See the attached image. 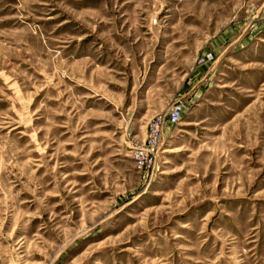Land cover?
Instances as JSON below:
<instances>
[{
    "label": "rangeland",
    "instance_id": "1",
    "mask_svg": "<svg viewBox=\"0 0 264 264\" xmlns=\"http://www.w3.org/2000/svg\"><path fill=\"white\" fill-rule=\"evenodd\" d=\"M0 264H264V0H0Z\"/></svg>",
    "mask_w": 264,
    "mask_h": 264
},
{
    "label": "built area",
    "instance_id": "2",
    "mask_svg": "<svg viewBox=\"0 0 264 264\" xmlns=\"http://www.w3.org/2000/svg\"><path fill=\"white\" fill-rule=\"evenodd\" d=\"M180 109L175 107L170 115L168 116L166 121H160L154 126L150 128V133L148 136V143L146 147H141L136 151V164L139 168L144 167V165H148V163L152 162V159L158 150L159 142L161 138V132L165 123H175L179 119Z\"/></svg>",
    "mask_w": 264,
    "mask_h": 264
}]
</instances>
